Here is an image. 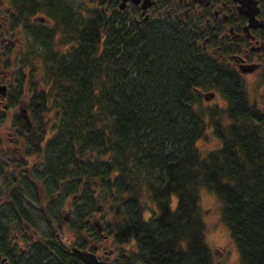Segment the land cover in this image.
<instances>
[{
  "label": "trees",
  "instance_id": "16d2710c",
  "mask_svg": "<svg viewBox=\"0 0 264 264\" xmlns=\"http://www.w3.org/2000/svg\"><path fill=\"white\" fill-rule=\"evenodd\" d=\"M42 2L17 0L35 5L25 15ZM47 6L54 23L28 25L32 41L5 50L0 81L31 120L24 125L15 104L6 111L25 159L13 169L29 165L49 207L47 215L32 211L33 220L7 197L0 264H83L60 235L65 228L84 248L88 219L100 225L90 236L111 244L113 264H214L203 241L202 191L213 196L239 264H264V92L249 97L242 80L166 26ZM209 91L223 103L202 106ZM207 132L216 147L197 145ZM17 176L7 189L14 184L16 197L29 190L37 198ZM67 201L72 220L62 222L50 206Z\"/></svg>",
  "mask_w": 264,
  "mask_h": 264
},
{
  "label": "flooded vegetation",
  "instance_id": "af4514ba",
  "mask_svg": "<svg viewBox=\"0 0 264 264\" xmlns=\"http://www.w3.org/2000/svg\"><path fill=\"white\" fill-rule=\"evenodd\" d=\"M24 1L29 2L30 0ZM43 1L41 6L47 11L49 0ZM58 2L50 0L52 7L56 6ZM83 3L88 8L101 11L107 18L120 19L125 24L129 23L137 27L143 25L166 26L180 33L190 48L194 49V54L216 62L223 71L231 72L242 82L245 78H251L258 82L264 77V0H84ZM31 6L35 7L30 3L17 4V0H0L1 60H5V50L13 51L16 43L19 42L18 37L15 36L16 28L21 27L27 32L30 29H28V25L35 24L32 21L33 15H25L27 9L31 10ZM51 21L52 19L48 20L50 24ZM40 24L49 25L48 23ZM0 74H2L1 71ZM213 100L214 98L208 102ZM14 104L18 105L7 87L6 95L0 99V125L2 124L1 117L7 110H10L9 106ZM8 124L7 143L9 145L4 148L0 144V165L4 168L3 176L0 175V222H4L6 219L5 208L9 206L7 197L11 198V203L20 207L23 214L27 216L34 211L32 206L41 208L47 215L46 207H49V204L46 205L44 188L40 181L35 179L31 168L24 165L17 171L13 169L12 163L16 159L20 162L25 159L22 155V144L13 143L15 123L9 121ZM14 176H17L16 179L19 183L26 179L29 180L35 187L37 198H34L29 190L20 192L16 197L14 184L7 189L6 182L11 179V182L14 183ZM50 207L55 210L52 211V214L57 213L62 222L72 220L73 213L70 210L69 201L66 204L63 202L59 207L57 205ZM64 207L66 208L65 212L63 211ZM8 218V220H12L10 216ZM12 218L14 219V217ZM18 218L22 225V232L33 239L31 232L33 230L29 228L28 231L26 226L24 230L26 223L20 217ZM85 224L90 227L89 231L96 229L89 219L85 221ZM9 229V240H14L17 238V232L13 228ZM89 231L87 234L86 232L81 234L84 248H79L78 241L74 239L69 241L68 246L72 245L87 251L93 250L99 261L107 264L116 263L118 260L113 256L112 251L109 250L106 253L105 248L96 245L97 242L90 236ZM20 245L18 249L20 248L22 251L21 247L24 243ZM98 252H101L103 258L97 256Z\"/></svg>",
  "mask_w": 264,
  "mask_h": 264
},
{
  "label": "rangeland",
  "instance_id": "374dc122",
  "mask_svg": "<svg viewBox=\"0 0 264 264\" xmlns=\"http://www.w3.org/2000/svg\"><path fill=\"white\" fill-rule=\"evenodd\" d=\"M57 1H59L58 4L63 5L65 7H69L71 5L78 7L79 4L85 7L83 3L84 0H57ZM37 14L45 16V17L47 16L46 11L42 9H40L39 12H37ZM53 23L54 21H51V24ZM16 31H17L16 33L18 34V35L16 34V36L18 37L19 42L16 43L15 49L19 47L20 45L23 48L27 47L28 42H31L32 38L31 39L28 38V35L21 27L16 28ZM29 31L30 30H28V33ZM56 41H58L57 38H56ZM243 82L246 86V90L248 92L249 97H252L258 100L259 96L264 92V87L259 86L258 82L255 80H252L251 78H245ZM215 96H216L215 100L211 102L206 103L202 101V106H206L205 108L211 107L212 105H214L213 104L214 102L215 104L216 103L222 104L223 102L220 100V98H218V95L215 94ZM13 111L16 112V107L14 108ZM9 121H11L9 117V113L5 112L4 117L2 119V124L0 125V144L1 146H4V148H6V146L9 145L7 143V135L9 132L8 130ZM206 135L207 136L204 138V140L201 141L200 143H197V145L205 149L216 147L218 144L217 140L214 139L209 132H207ZM213 203H214V198L211 194L205 191H202L200 193L199 205L204 213L203 220H204V225H205L203 241L208 246L211 252L214 264H239L237 250L234 246L233 241L229 237L227 227L223 223L219 211L214 207ZM32 208L38 214H39V211L42 210L41 208H38V207L34 208L32 206ZM63 211L64 212L66 211L65 207ZM31 219L35 220L36 218L31 217ZM39 227L42 228V225H40ZM71 235L72 234H70L64 228L63 233L60 235L62 243L64 245H67L69 241L72 240ZM110 245L111 244L109 243V241H107L106 243L104 242V244L100 243V248H105V252L107 253V251L109 250L112 251L113 249ZM124 252L130 253L131 248L127 246L126 248H124ZM97 256L103 258V256L101 255V252H98Z\"/></svg>",
  "mask_w": 264,
  "mask_h": 264
},
{
  "label": "water",
  "instance_id": "95a60500",
  "mask_svg": "<svg viewBox=\"0 0 264 264\" xmlns=\"http://www.w3.org/2000/svg\"><path fill=\"white\" fill-rule=\"evenodd\" d=\"M35 20H37L39 22H45V20L41 17H37V18H35ZM5 92H6L5 85H0V97L1 98H3L5 96ZM212 96H213V94L211 93V94L204 95L203 97L205 100H207L209 98H212ZM18 113H19V116L21 117V119L27 125H30V119H29V116H28L24 106H21V105L19 106ZM96 226H97V228H99V225L97 223H96ZM70 253L74 257H76L78 260L83 262L84 264H107L106 262L97 260L93 253L85 252V251L79 250L77 248H70Z\"/></svg>",
  "mask_w": 264,
  "mask_h": 264
}]
</instances>
